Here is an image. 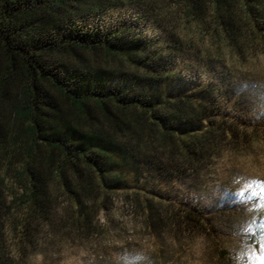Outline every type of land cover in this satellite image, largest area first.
Returning a JSON list of instances; mask_svg holds the SVG:
<instances>
[{"label": "trees", "instance_id": "16d2710c", "mask_svg": "<svg viewBox=\"0 0 264 264\" xmlns=\"http://www.w3.org/2000/svg\"><path fill=\"white\" fill-rule=\"evenodd\" d=\"M258 56L264 0H0V264H264V185L247 214L202 174L264 144V118L233 114Z\"/></svg>", "mask_w": 264, "mask_h": 264}, {"label": "rangeland", "instance_id": "374dc122", "mask_svg": "<svg viewBox=\"0 0 264 264\" xmlns=\"http://www.w3.org/2000/svg\"><path fill=\"white\" fill-rule=\"evenodd\" d=\"M135 12L137 11H134V9L125 8L116 10L114 14L111 15L116 19L126 20L133 18L132 20H134ZM145 33L150 35L152 34V30L150 31L146 28ZM243 73L247 74V76H245L246 79H249V77L250 79L255 78L256 82L254 86H250L249 83L243 81H238L234 84V86L241 87L244 92H246L247 99H245L247 102L240 101L238 103L240 109L233 114L247 123V131L250 133L255 117L261 116V118H264V57L258 56L252 60L250 65L243 70ZM202 174L205 177L204 179H206L207 192L213 194L211 198L216 200L222 198L221 195L226 197V192L223 190L222 185L227 183L226 185L229 188L233 191L237 188L238 192L243 196L241 206L244 210L241 209V211H245L249 214L251 213L250 209L257 204L258 201L256 197L259 195L264 185V144L260 143L252 148H246L240 153L229 152L224 155L223 160L214 161V163L205 169ZM245 194L249 195L248 199L244 198ZM114 201V207L108 212L107 218L111 221L112 226H114L111 243L112 245H118L120 248H127L126 242L137 240L136 237L138 235H132V230H135L139 225V220L136 219L134 212L126 205L125 201L119 200V197H116ZM236 220L237 222H234L233 226L237 225L239 230L249 225L247 217H245L244 220L242 217ZM242 220L244 222L243 224H241ZM126 238L128 239L127 241ZM227 239H231L230 242H228V246H233L238 254H251L248 250L241 248L242 246L237 245L238 242H234L236 238L228 237ZM139 241L142 244L148 242L147 239L140 240V236ZM198 257L199 256L195 257L194 260H200ZM93 259L92 253H88L84 250H76L74 253H67L66 259L60 264H87Z\"/></svg>", "mask_w": 264, "mask_h": 264}, {"label": "clouds", "instance_id": "9594fccd", "mask_svg": "<svg viewBox=\"0 0 264 264\" xmlns=\"http://www.w3.org/2000/svg\"><path fill=\"white\" fill-rule=\"evenodd\" d=\"M144 259H145V262H146V264H147V257H145Z\"/></svg>", "mask_w": 264, "mask_h": 264}]
</instances>
